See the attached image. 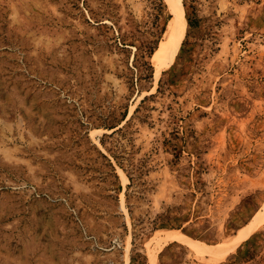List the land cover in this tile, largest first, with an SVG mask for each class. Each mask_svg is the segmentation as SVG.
Segmentation results:
<instances>
[{
	"label": "rangeland",
	"instance_id": "374dc122",
	"mask_svg": "<svg viewBox=\"0 0 264 264\" xmlns=\"http://www.w3.org/2000/svg\"><path fill=\"white\" fill-rule=\"evenodd\" d=\"M179 3L0 0V264H264V0Z\"/></svg>",
	"mask_w": 264,
	"mask_h": 264
},
{
	"label": "bare ground",
	"instance_id": "6f19581e",
	"mask_svg": "<svg viewBox=\"0 0 264 264\" xmlns=\"http://www.w3.org/2000/svg\"><path fill=\"white\" fill-rule=\"evenodd\" d=\"M172 2L174 3L175 7H176V15L174 16V18L172 19L171 25L169 27V35H170V47H174L175 46V40L176 37L178 36V34L182 31V28L185 24V20L182 16V10H181V6L179 5V0H172ZM169 39V37H168ZM169 40H167L168 43ZM166 44V46H168V44ZM165 46V45H164ZM165 46V47H166ZM164 50L163 52H167V49L163 46H161ZM160 49V48H159ZM169 49V48H168ZM172 50V49H171ZM160 51V50H159ZM167 54V53H166ZM161 56V55H160ZM159 58V57H158ZM167 59V58H166ZM165 60V59H164Z\"/></svg>",
	"mask_w": 264,
	"mask_h": 264
}]
</instances>
